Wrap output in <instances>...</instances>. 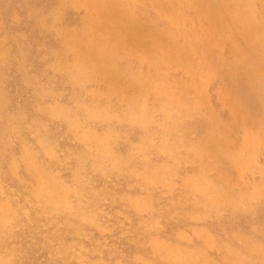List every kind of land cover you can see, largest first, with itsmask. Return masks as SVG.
I'll return each mask as SVG.
<instances>
[{"label":"rangeland","instance_id":"1","mask_svg":"<svg viewBox=\"0 0 264 264\" xmlns=\"http://www.w3.org/2000/svg\"><path fill=\"white\" fill-rule=\"evenodd\" d=\"M0 264H264V0H0Z\"/></svg>","mask_w":264,"mask_h":264}]
</instances>
